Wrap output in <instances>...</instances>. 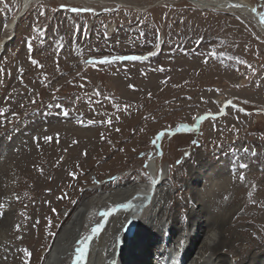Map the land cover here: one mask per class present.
<instances>
[{"label":"rangeland","instance_id":"obj_1","mask_svg":"<svg viewBox=\"0 0 264 264\" xmlns=\"http://www.w3.org/2000/svg\"><path fill=\"white\" fill-rule=\"evenodd\" d=\"M248 1L264 13V0ZM19 2L0 0V40ZM9 36L0 52V150L18 149L61 117L78 129H102L111 137L99 146L112 152L86 169L79 195L122 176L146 185L151 161L162 187L204 193L214 181L240 183L251 187L260 216L242 210L238 218L248 226L241 232L264 246V33L252 18L187 0H35ZM25 120L36 129L24 128ZM191 168L199 185L189 180ZM9 186V208L28 206L25 190ZM217 190L214 202L227 194ZM183 192L188 198L189 188ZM62 198L60 223L80 200ZM241 199L235 203L242 207ZM187 212L176 210L185 221Z\"/></svg>","mask_w":264,"mask_h":264},{"label":"bare ground","instance_id":"obj_2","mask_svg":"<svg viewBox=\"0 0 264 264\" xmlns=\"http://www.w3.org/2000/svg\"><path fill=\"white\" fill-rule=\"evenodd\" d=\"M34 1L20 0L18 10L4 25L9 34L0 40V52L15 30L18 18ZM187 1L200 8L240 12L252 18L264 33V13L248 0ZM64 120L61 117L54 124L42 127L41 133L29 134L18 149L11 143L0 150V264H76V250L86 237L91 239L87 240L88 252L81 264H233V257L234 264H264V246L256 247L255 240L247 232H241L240 228L248 224L245 218H238L244 209L255 219L260 217L252 203L251 187L240 183L223 186V181L220 186L207 181L209 186L202 185L206 188L204 193L199 186L162 187L159 185L164 177L157 178V169L151 161L148 166L151 179L146 185L126 182L128 178L122 176L112 186L88 187L79 195V179L86 169L94 161L110 156L112 149L107 146L103 150L99 144L105 141V145L109 144L111 136L102 129H76L73 122ZM21 125L35 128L29 120ZM21 125L16 129L20 130ZM96 141L98 146L94 145ZM200 158L201 155L196 158L199 164ZM195 172L189 170V180L199 185L201 177ZM219 174H225L223 168ZM207 178L211 181L212 177ZM12 183L25 190L23 198L28 206L19 209L15 203V207L9 208L8 204L14 202L9 191L15 187L9 186ZM186 187L190 191L188 198L183 192ZM98 188L95 196L88 197ZM215 189L227 191L216 202L211 196L216 195ZM65 195L68 200H80L61 228L64 222L60 223L56 209L67 204L63 200L59 202ZM236 198L243 201L242 207L235 203ZM120 204L131 207L118 208ZM68 207L69 212L72 208ZM181 208L188 211L186 221L178 216L180 213L176 214ZM104 212L110 215L105 217ZM182 221L186 225L181 226ZM98 225L103 227L93 235L92 230ZM56 226H59L57 231Z\"/></svg>","mask_w":264,"mask_h":264},{"label":"snow or ice","instance_id":"obj_3","mask_svg":"<svg viewBox=\"0 0 264 264\" xmlns=\"http://www.w3.org/2000/svg\"><path fill=\"white\" fill-rule=\"evenodd\" d=\"M82 9H73V11H81ZM132 59H137V57H132ZM35 63V61H33ZM118 208H128L131 207V204H120L117 206ZM112 211H115V209H113ZM103 216H108L110 215L109 212H104L102 214ZM103 225H98L96 228H93L92 233L93 235H95L97 232L100 231V228H102ZM91 237H86L83 241H81L82 246L77 248V255H76V264H81V262L85 261L86 256H87V252H88V244H87V240H90Z\"/></svg>","mask_w":264,"mask_h":264},{"label":"water","instance_id":"obj_4","mask_svg":"<svg viewBox=\"0 0 264 264\" xmlns=\"http://www.w3.org/2000/svg\"><path fill=\"white\" fill-rule=\"evenodd\" d=\"M18 14L15 16V20H17Z\"/></svg>","mask_w":264,"mask_h":264}]
</instances>
